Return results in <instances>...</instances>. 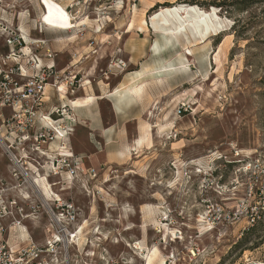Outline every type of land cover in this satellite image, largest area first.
I'll use <instances>...</instances> for the list:
<instances>
[{"label": "rangeland", "instance_id": "374dc122", "mask_svg": "<svg viewBox=\"0 0 264 264\" xmlns=\"http://www.w3.org/2000/svg\"><path fill=\"white\" fill-rule=\"evenodd\" d=\"M211 1L233 0H197ZM15 3V9L10 2L6 5L11 8L8 23L12 27L21 23L33 39L80 30L79 35L69 36L72 46L85 52L67 68L76 92L89 84H98V90L113 86L122 73L136 67L123 49L126 39L138 46L149 44L151 50L156 40L163 44L161 32L151 26V17L161 9L195 5L215 11L219 26L204 43L191 47V56L183 49L192 36L162 45L165 54L158 60L165 65L172 61L175 72H164L153 81L180 78L181 85L176 96H162L151 105L155 111L146 120L150 131L143 162L135 168L98 166L91 173L73 168L72 173L62 166L58 154L65 148L56 140L51 146L54 173L46 179L57 195L51 201L60 197L79 206L81 217L98 219V255L105 250L98 264H145L146 249L154 247L159 252L152 264H264V1L228 12L178 0ZM97 50L98 63L93 65ZM157 52L142 60L154 64ZM0 53H7L1 36ZM180 55L188 60L183 68ZM64 59L57 61V69L65 66ZM121 60L125 66L117 67ZM55 96V105L60 106ZM67 113L66 124L73 129L67 135L70 144L76 121L69 108ZM155 123L160 128L153 127ZM7 163L0 148V180L17 186ZM22 183L18 187L33 199L41 192L34 181ZM146 205L154 209L142 211ZM258 220L261 224L256 225ZM25 223L33 239L41 240V226ZM88 225L85 230L94 236ZM138 243L147 248H134Z\"/></svg>", "mask_w": 264, "mask_h": 264}, {"label": "built area", "instance_id": "2783aa9c", "mask_svg": "<svg viewBox=\"0 0 264 264\" xmlns=\"http://www.w3.org/2000/svg\"><path fill=\"white\" fill-rule=\"evenodd\" d=\"M8 2L12 9L16 7V0H0V36L7 47L5 55L0 53V148L10 178L21 186L23 180L32 184L36 178L53 175L54 141L71 152L67 135L73 129L66 124L67 106L62 99L75 85L67 68L56 69L55 52L47 39H33L21 23L14 27L8 23ZM36 30L43 32L40 26ZM123 66L125 63L118 61L117 67ZM47 89L54 90L60 106L48 105ZM62 150L58 154L62 166L70 167L72 173L73 168L83 172L79 160ZM68 158H73L72 164L67 163ZM18 185L0 180V264L103 261L105 250L98 255V219L81 217L79 206L60 197L51 201L53 191L50 197L38 192L40 196L33 199ZM26 220L41 226V240L33 239ZM88 224L94 236L85 230Z\"/></svg>", "mask_w": 264, "mask_h": 264}, {"label": "crops", "instance_id": "0c3cea01", "mask_svg": "<svg viewBox=\"0 0 264 264\" xmlns=\"http://www.w3.org/2000/svg\"><path fill=\"white\" fill-rule=\"evenodd\" d=\"M61 31L64 30L56 31L47 38L55 52V66L59 59L65 58L62 63L65 66L60 68L64 69L69 68L72 63H76L80 55L83 56L85 52L80 53V50L74 48L70 42V34L71 36L79 35V29H76L77 32L73 34L70 33V29L69 32ZM144 45H134L130 39L125 40L123 49L127 52L129 63L135 64L136 67L122 73L115 85L102 86L98 90V84L97 86L89 84L84 86L83 91L77 90L79 92H76L74 90L68 93L69 96L62 99V102L69 108L71 117L76 121L74 131L70 134V149L75 159L79 160L84 172L98 171V166L129 165L137 167L139 162L144 161L142 152L144 147L148 150L146 145H148L149 138L146 133L150 131V128L146 124V120L149 113L155 111L151 110L152 103L162 96L168 95L169 98L176 96V90L178 91L181 85L180 78L167 82L168 86L165 82L153 81V78H158L157 73H149L151 69L165 65V61L158 60L165 54L162 47L157 50V54L153 55L157 61L152 64L142 60L147 54L152 55L154 51L153 48L150 49L149 44ZM96 53V56H92L95 57L93 65L98 63V50ZM170 64L173 65V62L171 61ZM148 66L150 67L149 71L138 77L142 68L147 69ZM173 68L175 67L173 66ZM173 72L175 71L172 70L170 73ZM131 84L139 86L138 90L141 89V91L137 90L138 94L134 93L136 91H130ZM47 94L49 96L48 105L57 104L54 90L47 89ZM157 125L155 123L153 127H157ZM158 127L160 128V125ZM141 209L142 211L146 210L143 206Z\"/></svg>", "mask_w": 264, "mask_h": 264}, {"label": "bare ground", "instance_id": "6f19581e", "mask_svg": "<svg viewBox=\"0 0 264 264\" xmlns=\"http://www.w3.org/2000/svg\"><path fill=\"white\" fill-rule=\"evenodd\" d=\"M218 19H219V17L216 15L215 11H213V12L203 11L195 5H192V6H186L185 5V6L168 7V8L161 9L158 13H155L151 17V26L153 27V29L156 32H161L160 37H162L164 39V43L162 44L156 40L154 42L152 48L156 52L157 50H159L162 47V45H168L172 40L178 41L180 36H182V35L184 37L192 36L193 40H190V42H189L190 44L188 46L184 47V49H183V50H186V51H184V53L187 56H191L192 55L191 47L193 45H195L196 43H202V42L204 43V41L207 40L208 35L209 34L211 35V32L215 31L217 26H219V23L217 21ZM144 23L147 24L146 25L147 27L149 26L148 22L144 21ZM187 61L188 60L186 57H183L180 55V59H179L180 64L179 65L182 66V68L186 66L185 63ZM174 69L175 68H173L172 64L161 65L159 68L153 69L152 74L157 73L158 75H161L164 72H170ZM146 70L147 69L142 68V71L139 73L138 77L142 76L143 74L145 75V73H147ZM157 77H160V76H157ZM139 88H140L139 86L136 87L132 84L130 85V91H136L134 93H137V90ZM140 91H141V89H140ZM140 91L138 90V92H140ZM62 153L66 154L67 156H72L71 152L68 150H65V149L62 150ZM70 177L71 176H69L68 178H70ZM46 178L47 177L36 178L34 180V182L39 186L42 194H44L45 196H51L52 188L50 187V184ZM153 207L151 205L145 206V208L148 212H150L152 209H154ZM134 244H135V242H134ZM136 248L137 249H139V248L145 249L147 247H142L141 243H138V244H136ZM157 252H159V251L156 247H154L152 249L147 248L145 256H144L145 257V264H152L155 257L157 256ZM160 264H165V263L163 261H160Z\"/></svg>", "mask_w": 264, "mask_h": 264}, {"label": "trees", "instance_id": "16d2710c", "mask_svg": "<svg viewBox=\"0 0 264 264\" xmlns=\"http://www.w3.org/2000/svg\"><path fill=\"white\" fill-rule=\"evenodd\" d=\"M179 3H190V4H199L200 6H218L221 9L224 8L225 11H233V9L236 10H244L248 5H250L252 2H255L257 0H233L231 2H197V0H184V2H181V0H178ZM264 1V0H259ZM257 224H261V220H258L256 222ZM263 224V223H262Z\"/></svg>", "mask_w": 264, "mask_h": 264}]
</instances>
